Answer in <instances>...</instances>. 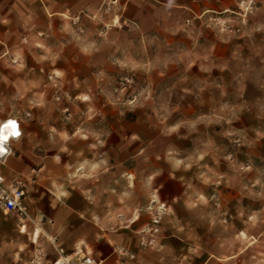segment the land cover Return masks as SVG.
Here are the masks:
<instances>
[{
	"label": "rangeland",
	"instance_id": "rangeland-1",
	"mask_svg": "<svg viewBox=\"0 0 264 264\" xmlns=\"http://www.w3.org/2000/svg\"><path fill=\"white\" fill-rule=\"evenodd\" d=\"M100 13L108 20L80 13L37 37L0 39V123L65 128L53 142L43 135L41 152L64 143L80 158L71 150L90 143L86 153L126 175L123 189L137 176L136 209L155 196L133 247L104 264H264V0L147 34L115 20L117 10ZM218 37L248 38L251 49L216 67ZM77 128L89 134L73 136ZM25 203L27 216L0 211V264H52L57 247L104 258L105 238L60 245L54 217L39 213L41 191H27ZM155 215L158 232H144Z\"/></svg>",
	"mask_w": 264,
	"mask_h": 264
},
{
	"label": "crops",
	"instance_id": "crops-1",
	"mask_svg": "<svg viewBox=\"0 0 264 264\" xmlns=\"http://www.w3.org/2000/svg\"><path fill=\"white\" fill-rule=\"evenodd\" d=\"M238 1L0 0V39L10 40L25 34L30 36L32 33L33 37H37L43 33L48 23L71 22L80 13H85L94 21L101 19L105 22L108 19L100 12L105 11L107 7L118 11V15H112L115 20L133 24L142 34H147L160 28L170 30L175 24L182 23L194 15L199 16L203 12L228 10ZM192 30L189 28L187 33L191 34ZM245 34L248 36V33ZM222 41L224 40L220 37L211 40L213 45L209 52L214 57L212 62L216 67L228 60H231L232 65L237 64L236 55L242 50L251 49L248 46V38L240 43L225 41L226 44H223ZM206 61L208 62L209 58H206ZM14 120L20 123L22 136L13 145L14 154L8 157L11 159V167L3 171L5 157L0 159V170L8 183L21 181L27 191H41L48 205L44 210L39 208V213L54 217L51 220L54 222V234L59 237L60 245H65L66 248H75L77 245L89 247L90 240L105 238L104 258L99 264L116 260L118 248L131 249L133 244H130L129 240L136 239L148 218L149 204L156 201L152 193H145L150 195L151 203L146 202L143 209H136V198L133 194L141 192L138 190L140 186L137 176L132 174L128 186L123 189L126 175L111 174L112 168L118 166L110 167L103 155L96 158L94 154L86 153L92 145L87 142L79 144L77 150H71L72 153L76 152L77 156L82 155L80 158H75L71 153L66 154L64 143H61L55 155H46L41 152L42 136L45 135L53 142L55 134L64 136L65 128L54 129L55 132L46 127L28 130L18 119L5 120L0 126L12 123L16 127ZM85 133L89 134L88 129L77 128L73 136L81 134L84 137ZM7 176L13 179L8 180ZM133 189L137 190L134 192ZM28 194L29 198H32L29 192ZM123 236H127V241Z\"/></svg>",
	"mask_w": 264,
	"mask_h": 264
},
{
	"label": "built area",
	"instance_id": "built-area-1",
	"mask_svg": "<svg viewBox=\"0 0 264 264\" xmlns=\"http://www.w3.org/2000/svg\"><path fill=\"white\" fill-rule=\"evenodd\" d=\"M14 122L16 127L14 128V132L10 133L9 142L6 144L8 153L5 159L14 154L13 145L22 136L20 123L17 120H14ZM0 163H2L1 160ZM25 198L26 190L23 183L21 181L8 183L6 176L0 170V210L5 215L17 214L19 216H27L28 209L24 203ZM159 223L160 217L155 215L152 219V226L144 232H158ZM142 244L146 245L147 242L143 240ZM56 252L57 257L52 264H99L98 260L86 248L76 247L73 251L66 252L65 249L57 247Z\"/></svg>",
	"mask_w": 264,
	"mask_h": 264
},
{
	"label": "bare ground",
	"instance_id": "bare-ground-1",
	"mask_svg": "<svg viewBox=\"0 0 264 264\" xmlns=\"http://www.w3.org/2000/svg\"><path fill=\"white\" fill-rule=\"evenodd\" d=\"M12 123H4L0 126V159H3L7 156L6 144L9 142L10 133L14 132ZM11 131V132H9Z\"/></svg>",
	"mask_w": 264,
	"mask_h": 264
},
{
	"label": "snow or ice",
	"instance_id": "snow-or-ice-1",
	"mask_svg": "<svg viewBox=\"0 0 264 264\" xmlns=\"http://www.w3.org/2000/svg\"><path fill=\"white\" fill-rule=\"evenodd\" d=\"M12 127H15V125H12Z\"/></svg>",
	"mask_w": 264,
	"mask_h": 264
}]
</instances>
